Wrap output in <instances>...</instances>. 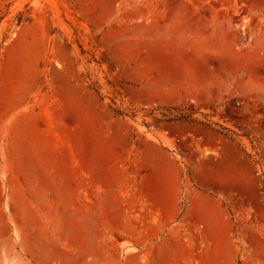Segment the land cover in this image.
<instances>
[{
	"label": "rangeland",
	"instance_id": "374dc122",
	"mask_svg": "<svg viewBox=\"0 0 264 264\" xmlns=\"http://www.w3.org/2000/svg\"><path fill=\"white\" fill-rule=\"evenodd\" d=\"M0 264H264V0H0Z\"/></svg>",
	"mask_w": 264,
	"mask_h": 264
},
{
	"label": "crops",
	"instance_id": "0c3cea01",
	"mask_svg": "<svg viewBox=\"0 0 264 264\" xmlns=\"http://www.w3.org/2000/svg\"><path fill=\"white\" fill-rule=\"evenodd\" d=\"M150 193L151 194H154V192H152V191H150ZM143 194V193H142ZM144 195H142V197H143ZM146 196H149V198L147 199L146 198V201L147 202H150V197H152L151 195H145V197ZM161 198H162V201H161V199H158V202L156 203V205H151L152 207H154L153 209L154 210H158V211H161V218H160V222H157L156 224H154L153 226H150V228H148V234H150V235H155V234H157L159 231H160V228L162 227V225H163V223H164V221H165V219H168V218H170L172 215H173V208H172V206H171V201H172V199L170 198V196L168 195V194H164L163 193V195L161 196ZM162 202V203H161ZM150 204V203H149ZM160 207V208H159ZM148 225H150V224H148ZM156 229V231L155 232H153L152 230L153 229ZM166 240V239H165ZM164 240V241H165Z\"/></svg>",
	"mask_w": 264,
	"mask_h": 264
}]
</instances>
